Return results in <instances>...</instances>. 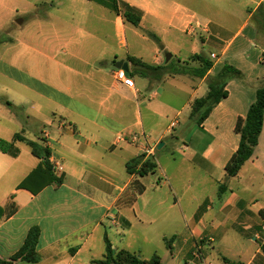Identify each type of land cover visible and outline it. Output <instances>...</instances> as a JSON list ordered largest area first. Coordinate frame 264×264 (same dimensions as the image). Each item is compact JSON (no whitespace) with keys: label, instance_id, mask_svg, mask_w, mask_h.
<instances>
[{"label":"crops","instance_id":"obj_1","mask_svg":"<svg viewBox=\"0 0 264 264\" xmlns=\"http://www.w3.org/2000/svg\"><path fill=\"white\" fill-rule=\"evenodd\" d=\"M12 1L13 15L0 24L1 39L10 46L8 107L22 110L26 125L0 136L12 141L23 132L25 139L15 142L17 157L0 152V208L10 202L16 206L14 213L0 214V261L100 264L106 238L114 254L127 250L144 259L129 240L161 241L167 250L164 239L174 237L168 250L186 264H264V122L258 145L238 175L228 178L225 171L239 146L236 122L247 115L264 82V0H116L141 12L138 26L112 11L104 3L108 0ZM152 35L162 44L187 42V48L177 47L183 66L199 68L191 59L204 53L213 67L202 78L168 73L150 81L136 75L130 58L153 66L166 63ZM121 60L128 63L134 89L114 79ZM225 65L240 70L244 80L228 79L227 97L197 125L192 105L207 95L210 78ZM169 79L174 97L185 86L181 108L187 110L186 126L193 129L186 139L175 136L165 159L157 151L144 157L142 163L156 164L150 174L157 180L149 185L150 174L137 173L142 163L133 174L127 170L130 160L144 156L147 144H116L115 139L134 132L154 143L152 125L175 111L151 102L162 97L159 83ZM16 119L13 114L11 121ZM5 121L0 110V122ZM27 141L37 142L42 155L49 151L51 166L62 167L54 172L60 183L35 193L19 188L43 161ZM141 185L145 190L137 194ZM32 228L39 229L37 261L13 260Z\"/></svg>","mask_w":264,"mask_h":264},{"label":"trees","instance_id":"obj_2","mask_svg":"<svg viewBox=\"0 0 264 264\" xmlns=\"http://www.w3.org/2000/svg\"><path fill=\"white\" fill-rule=\"evenodd\" d=\"M112 11L122 15L125 21H128L135 26H138L141 21V12L133 7L126 4L119 6L116 0H108L104 2ZM39 10V9H38ZM152 38L160 43V40L152 35ZM0 38V42H3ZM193 61H198L201 66L199 68H192L186 66L175 70L173 72L166 71V65L170 63L167 62L163 65L153 66L142 62L141 60L130 58V62L134 66L135 74L143 78H147L150 81H160L162 78L170 74H189L196 77H204L207 71L213 67L212 60H209L204 53L193 55ZM264 60V56H263ZM230 78H239L244 80L242 72L233 66L225 65L219 74L213 78H210L208 87L209 91L204 98L196 99L192 105L191 117L196 118V124L200 125L211 113L213 108L220 102L221 99L227 97L228 92L225 90L227 80ZM7 106L11 107L10 102H5ZM264 122V82L256 89L255 101L250 106L248 113L245 117L238 118L235 126L236 133L240 136L239 146L237 151L232 155L228 163L226 164L225 171L228 178L235 177L238 175L242 166L252 157L255 147L258 145V140L262 132ZM23 132L15 134L12 141H7L0 138V152L9 154L13 157H17L19 154V149L15 146V142L25 140L23 137ZM32 149L34 156L42 158V163L33 171L31 174L19 185V188L29 189L33 193L39 191L43 187L51 183H60L61 178H57L52 170V166L48 161L49 151L45 149L44 154L39 153V148L37 142L27 141ZM144 156L134 158L127 163L128 173L133 174L136 172V168L142 163ZM156 169V164L147 160L142 163L141 168L137 171L139 176H146L150 173H154ZM38 182V188L32 189L30 187L31 182ZM145 190V187L141 185L136 191L137 194H141ZM220 192L226 190V185L221 184L219 188ZM16 206L13 202L5 208H0V214L6 211L9 215L14 213ZM39 236V229L32 228L25 240L22 248L12 257L13 260L21 258L22 260L28 262H35V247L37 245ZM174 237L167 239L165 238V244L169 250H171V243ZM106 254L103 260H99L97 263L100 264H161V258L159 255L154 254L150 259L145 260L139 257L137 254L132 253L127 250H120L117 254H114L112 250V245L106 238ZM228 264H239L227 261ZM0 264H7L0 261Z\"/></svg>","mask_w":264,"mask_h":264},{"label":"rangeland","instance_id":"obj_3","mask_svg":"<svg viewBox=\"0 0 264 264\" xmlns=\"http://www.w3.org/2000/svg\"><path fill=\"white\" fill-rule=\"evenodd\" d=\"M12 0H0V24H6L8 17L13 15V12H11V9L13 7V2L11 3ZM0 38H5V34H0ZM128 40H131V32L128 31ZM175 41H179V42H183L182 40H175ZM174 40H167L166 42L163 41L158 43L159 44V49L161 50V58L164 60L165 59V55L166 53H170L172 54V58L170 60L169 64H165L166 65V71L167 72H173L175 70H178L180 68L183 67L182 64L179 63V59L180 56L178 55V45L180 47H188V44L186 42V46H184L181 43L174 44L175 42ZM8 42V40H7ZM6 40H4L3 42H0V110H1V117H3L6 121L1 123L0 122V136H10V133L12 131H20L21 126L22 125H26L25 124V119L22 118L23 112L22 110H12L11 108H9L6 105V101H9V91L7 90V86H6V77L5 74L6 72L10 69V65H9V57H10V53L8 52V48H10V46H8ZM164 78V77H163ZM26 81L31 82L29 78L26 77ZM174 82L169 80H164L162 82L159 83V86L161 88L164 89L165 93L162 94V97L160 96L158 99L155 98L153 100H151V102L157 106H166V107H170V108H174V110H169L164 117L157 122V125H152L151 127V141H154V143L160 144L161 142L165 143L166 146L161 150V149H157V157L162 156V159L166 158V154L170 153L172 151V149H174L173 144L176 142L175 140V136H178L180 139H182V137H184L186 139V134L191 133L193 126L192 125H188L186 126L185 124V116L187 115V110L182 109L181 106L184 103V99H186L187 97V93L186 96L183 93V90L185 89V86L182 87V85L179 88L180 91L178 90L177 94L174 97L173 95V89L172 87L170 88L171 85H173ZM150 91V90H149ZM186 92H188L187 90V85H186ZM180 97V98H178ZM162 108V107H161ZM182 111L181 115L177 116L176 113L177 111ZM16 116V120L11 121L12 116ZM8 120V121H7ZM176 120H178L179 123H176L175 126L173 127V131L170 129V126L172 123L176 122ZM19 123H21L19 125ZM26 130L28 131L27 136L31 137L29 135V131L30 129L28 127H25ZM40 128V127H39ZM41 129H43V127H41ZM170 129V132H169ZM39 135L40 130H38L37 132ZM198 133V132H197ZM160 137H162V141H157ZM156 141V142H155ZM188 143V142H187ZM175 145V144H174ZM179 145H177L178 147ZM192 178L194 179L195 183H197L198 180V174L193 172V174H191ZM157 180V175H149L145 182L149 185H151L152 183H154ZM164 195H166L165 191L163 192ZM175 233V232H174ZM177 233V232H176ZM174 234H171V236H173ZM120 236V235H119ZM168 236V237H171ZM121 238V237H120ZM129 245H133V249H140L139 251H141L142 256L144 257V259H150V257L154 254H157L160 256L161 258V264H186V261H184L182 258H177L174 259L172 257V255L170 254L169 250H165V246L163 242H159L156 243H145L143 242V240H129ZM135 243V244H134ZM138 251V250H137Z\"/></svg>","mask_w":264,"mask_h":264},{"label":"built area","instance_id":"obj_4","mask_svg":"<svg viewBox=\"0 0 264 264\" xmlns=\"http://www.w3.org/2000/svg\"><path fill=\"white\" fill-rule=\"evenodd\" d=\"M212 57L214 58L215 56L212 55ZM114 79L121 83L122 85H124L127 88L130 89H134V79L133 77H131L128 72H126L123 69H116L114 71ZM144 141L147 144V147L145 148V152H144V157L146 158L147 156H153L155 154V152L157 151V143H147L148 141L146 140V136L144 134H136L134 132H124V133H120L117 135L115 142L116 144H120L122 142L125 143H139L140 141ZM52 170L53 172H60L62 171V167L59 166L58 164H53L52 166Z\"/></svg>","mask_w":264,"mask_h":264},{"label":"water","instance_id":"obj_5","mask_svg":"<svg viewBox=\"0 0 264 264\" xmlns=\"http://www.w3.org/2000/svg\"><path fill=\"white\" fill-rule=\"evenodd\" d=\"M18 21H19V23H22L21 20H18ZM171 58H172V54H170V53H166V55H165V61H166V63L169 62V61L171 60ZM116 68H117V69H123V70H125L126 72H129V71H130V70H129L128 63L125 62V61H123V60H121V61H119V62L117 63ZM163 145H164V143L161 142L160 144H158V147H157V148H158V149H161V148L163 147Z\"/></svg>","mask_w":264,"mask_h":264}]
</instances>
